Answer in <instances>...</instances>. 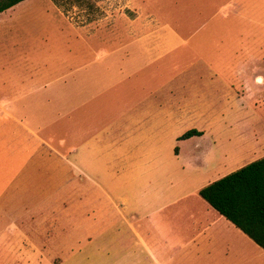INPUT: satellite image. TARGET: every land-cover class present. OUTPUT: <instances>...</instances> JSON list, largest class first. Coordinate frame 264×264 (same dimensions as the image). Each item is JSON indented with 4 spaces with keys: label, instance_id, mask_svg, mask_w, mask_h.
<instances>
[{
    "label": "rangeland",
    "instance_id": "rangeland-1",
    "mask_svg": "<svg viewBox=\"0 0 264 264\" xmlns=\"http://www.w3.org/2000/svg\"><path fill=\"white\" fill-rule=\"evenodd\" d=\"M148 1L151 4L146 9L156 15L161 25L159 48L179 47L160 59L159 70L165 81L180 74L184 82L191 83L200 94L195 106L201 113L197 112L196 118L173 120L163 136L147 141V159L159 162V166L138 168L144 173H138L135 186L122 190L119 196L125 199L123 208L113 198L120 213L111 209L100 218L91 212L83 215L75 196L67 189L59 191L60 186L49 179V168L51 197L48 210L42 214L32 211L34 198L27 182L15 199L10 186L0 199V264H130L131 257L141 252L125 220L141 235L157 237V228L166 235L171 232L178 241H184L176 235L178 226L192 221V225L198 224V246L191 249L193 255L198 252L200 260L181 263L264 264L260 247L220 217L197 192L193 194L252 162V136L264 132V0ZM69 11L58 0H26L0 14V96L28 93L35 85L87 64L97 51L111 52L128 42L122 22H112V27L106 20L84 30L73 25ZM94 11L99 15V9L81 7L80 21H89ZM115 57L118 64L120 56ZM96 62L104 66L110 61L106 56ZM110 73H90L91 78L96 75V90L107 86L110 79H117L115 75L109 78ZM256 75L263 77L262 84L255 82ZM124 87L110 89L86 103V131L90 115L97 120L96 126L99 124L98 114L108 131L115 129L106 116L125 111ZM115 93L124 97L117 100ZM171 105H166V111L172 109ZM180 105L187 108L189 104ZM209 112L212 117L201 115L209 116ZM190 129L203 132L178 139ZM99 154L102 159H112L115 152ZM128 167L113 165L111 171L121 170L119 175L124 176ZM100 169L106 171L105 167ZM162 183L165 201L185 197L146 217L162 203L153 197ZM202 225L203 231L197 232ZM189 233L183 239H190Z\"/></svg>",
    "mask_w": 264,
    "mask_h": 264
},
{
    "label": "crops",
    "instance_id": "crops-1",
    "mask_svg": "<svg viewBox=\"0 0 264 264\" xmlns=\"http://www.w3.org/2000/svg\"><path fill=\"white\" fill-rule=\"evenodd\" d=\"M58 1L70 8V19H73L76 28L86 30L91 28L93 23L97 26L106 20L110 21L112 27V22H122L128 42L124 47L115 48L111 52L97 51L95 57L87 64L48 82L35 85L28 93L15 97L0 96V199L11 187L14 190L12 198L15 199L27 182L34 198L32 211L34 214L46 212L48 198L51 197L48 196L49 168V179L60 186L59 191L67 189L68 193L75 196L76 206L83 215L91 212L100 218V215L106 216L111 209L116 213L121 212L113 198L119 200L121 208L125 206V199L119 196L122 190L126 191L135 186L138 173H144L143 169L138 171V168L159 166V162L147 159V152H144L150 147L147 141L159 135L163 136L166 128L172 126L173 120L196 118L199 110L195 104L200 94L192 88L191 83L184 82L185 79L180 74L165 81L158 66L160 59L165 54L175 52L179 47L159 48V40L162 38L159 30L161 25L156 15L146 9L151 4L148 0ZM85 6L99 9V15L94 11L92 14L95 15L89 21L87 18L80 21L79 9ZM102 7L105 8L104 14H101ZM117 55L120 56L118 64L115 57ZM106 56L109 58V64L103 66L96 62ZM151 67L153 69L148 73L147 70ZM233 69L236 68L232 67L231 70ZM101 70L111 72L109 78L115 75L117 79H110L107 86L96 90V75L91 78L90 73ZM258 78L261 79L260 83ZM254 80L258 84L263 83V77L260 75H256ZM122 85H125V97L121 93L115 94L117 100L124 97L125 111L118 115L106 116L111 119L115 129L108 131L97 113L99 124L96 126L97 120L90 115L86 131V114L83 112L86 103ZM91 89L95 91H90ZM240 93L237 92V95ZM181 103L189 105L183 108ZM167 104H172L170 111H166ZM209 113V116L204 113L201 115L205 118L212 117L211 112ZM197 131L200 134L203 132ZM107 137L110 139H106ZM252 141L249 151L255 161L264 157V132L254 134ZM99 151H113L114 158L102 159ZM12 156L13 160L7 163ZM113 165L129 167L123 171L125 175L121 176V170L118 173L111 171ZM86 167L91 170L85 169ZM103 167L106 171L100 169ZM199 190L193 194L197 192L198 195ZM153 197L162 203L158 208L152 209L146 217L162 212L170 207L171 203L181 201L185 195L165 201L162 183ZM146 198L148 196L145 194ZM143 203L146 204L145 201ZM125 223L141 252V255L131 257L130 264H186L181 262L200 260L198 252L193 255L191 249L198 246V239H195L198 236L195 232L198 224L192 225L193 221L189 225L184 223L176 228V235L184 241H178L173 238L171 232L166 235L164 230L157 228V237L147 232L145 234L148 235L144 236L132 223L126 220ZM203 229L204 225L200 226L197 232ZM188 232L190 239H183ZM175 257L177 258L174 262Z\"/></svg>",
    "mask_w": 264,
    "mask_h": 264
},
{
    "label": "trees",
    "instance_id": "trees-1",
    "mask_svg": "<svg viewBox=\"0 0 264 264\" xmlns=\"http://www.w3.org/2000/svg\"><path fill=\"white\" fill-rule=\"evenodd\" d=\"M22 1L0 0V13ZM195 135L200 132L191 129L178 139ZM198 195L264 251V157L209 183Z\"/></svg>",
    "mask_w": 264,
    "mask_h": 264
},
{
    "label": "bare ground",
    "instance_id": "bare-ground-1",
    "mask_svg": "<svg viewBox=\"0 0 264 264\" xmlns=\"http://www.w3.org/2000/svg\"><path fill=\"white\" fill-rule=\"evenodd\" d=\"M259 81H260V79H259Z\"/></svg>",
    "mask_w": 264,
    "mask_h": 264
}]
</instances>
